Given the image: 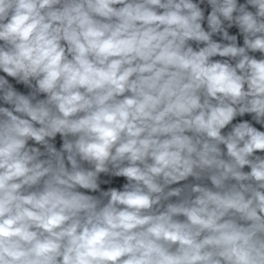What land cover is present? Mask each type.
Instances as JSON below:
<instances>
[{
  "label": "clouds",
  "instance_id": "1",
  "mask_svg": "<svg viewBox=\"0 0 264 264\" xmlns=\"http://www.w3.org/2000/svg\"><path fill=\"white\" fill-rule=\"evenodd\" d=\"M0 73V264H264V0H0Z\"/></svg>",
  "mask_w": 264,
  "mask_h": 264
},
{
  "label": "water",
  "instance_id": "2",
  "mask_svg": "<svg viewBox=\"0 0 264 264\" xmlns=\"http://www.w3.org/2000/svg\"><path fill=\"white\" fill-rule=\"evenodd\" d=\"M233 31H235V30H233ZM241 43H242V39H241ZM0 74H2V73H0ZM10 79V81H11V78H9ZM14 83V82H13ZM17 87H20V86H17ZM21 90H23V91H27L26 89H22L21 88ZM245 118H249V117H245ZM57 146L59 147V139H58V142H57ZM125 182V180L123 179V178H117V179H115L114 181H113V183L111 184V185H103L102 187H104L105 189L107 188V187H109V186H115V187H120V186H122V184Z\"/></svg>",
  "mask_w": 264,
  "mask_h": 264
}]
</instances>
